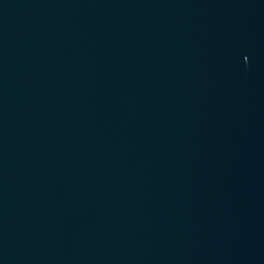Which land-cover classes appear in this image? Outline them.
Listing matches in <instances>:
<instances>
[{
  "label": "water",
  "instance_id": "95a60500",
  "mask_svg": "<svg viewBox=\"0 0 264 264\" xmlns=\"http://www.w3.org/2000/svg\"><path fill=\"white\" fill-rule=\"evenodd\" d=\"M0 264H264V0H0Z\"/></svg>",
  "mask_w": 264,
  "mask_h": 264
}]
</instances>
